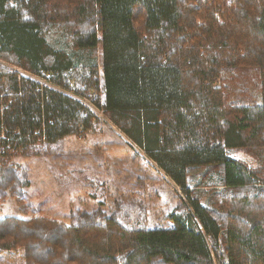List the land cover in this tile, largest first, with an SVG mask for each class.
<instances>
[{
    "label": "trees",
    "instance_id": "1",
    "mask_svg": "<svg viewBox=\"0 0 264 264\" xmlns=\"http://www.w3.org/2000/svg\"><path fill=\"white\" fill-rule=\"evenodd\" d=\"M0 60L29 75L0 68V194L28 185L12 153L92 126L85 100L184 195L151 229L2 217L0 264H264V0H0Z\"/></svg>",
    "mask_w": 264,
    "mask_h": 264
},
{
    "label": "rangeland",
    "instance_id": "2",
    "mask_svg": "<svg viewBox=\"0 0 264 264\" xmlns=\"http://www.w3.org/2000/svg\"><path fill=\"white\" fill-rule=\"evenodd\" d=\"M0 68L29 77L3 60ZM39 81L59 90L46 79ZM88 102L82 100L95 115L88 130L51 146L12 153L9 162L25 168L28 185L21 200L11 193L0 194V218L43 215L70 225L76 211L101 209L128 226L167 227L165 217L184 201L182 190ZM227 155L250 167L259 165V156L252 150L235 149ZM194 174L200 177V172ZM3 257L4 264H22L20 251L4 253L2 263Z\"/></svg>",
    "mask_w": 264,
    "mask_h": 264
},
{
    "label": "built area",
    "instance_id": "3",
    "mask_svg": "<svg viewBox=\"0 0 264 264\" xmlns=\"http://www.w3.org/2000/svg\"><path fill=\"white\" fill-rule=\"evenodd\" d=\"M89 103V102H88ZM101 113V112H100Z\"/></svg>",
    "mask_w": 264,
    "mask_h": 264
}]
</instances>
